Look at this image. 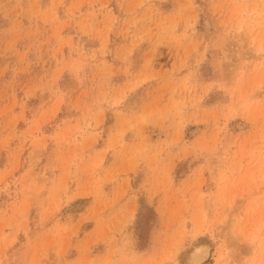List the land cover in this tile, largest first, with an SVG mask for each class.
I'll return each mask as SVG.
<instances>
[{"label":"rangeland","instance_id":"374dc122","mask_svg":"<svg viewBox=\"0 0 264 264\" xmlns=\"http://www.w3.org/2000/svg\"><path fill=\"white\" fill-rule=\"evenodd\" d=\"M0 264H264V0H0Z\"/></svg>","mask_w":264,"mask_h":264},{"label":"bare ground","instance_id":"6f19581e","mask_svg":"<svg viewBox=\"0 0 264 264\" xmlns=\"http://www.w3.org/2000/svg\"><path fill=\"white\" fill-rule=\"evenodd\" d=\"M206 253L204 252V251H199L198 252V254H197V257H198V259L201 261V260H203L204 258H206Z\"/></svg>","mask_w":264,"mask_h":264}]
</instances>
